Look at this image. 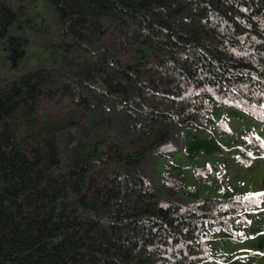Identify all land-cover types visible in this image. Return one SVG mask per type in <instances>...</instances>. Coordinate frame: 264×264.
I'll return each instance as SVG.
<instances>
[{
	"label": "trees",
	"instance_id": "16d2710c",
	"mask_svg": "<svg viewBox=\"0 0 264 264\" xmlns=\"http://www.w3.org/2000/svg\"><path fill=\"white\" fill-rule=\"evenodd\" d=\"M223 107L264 127V0H0V264L264 250V196H199L207 166L186 186L172 158L219 151ZM243 136L236 162L264 168Z\"/></svg>",
	"mask_w": 264,
	"mask_h": 264
},
{
	"label": "rangeland",
	"instance_id": "374dc122",
	"mask_svg": "<svg viewBox=\"0 0 264 264\" xmlns=\"http://www.w3.org/2000/svg\"><path fill=\"white\" fill-rule=\"evenodd\" d=\"M217 117H225L227 133L215 134L214 138L221 145V149L210 154L199 153L195 157H187L181 152L172 155L173 160L180 165L186 186H192V168L205 165L209 170V182L197 187L199 196L219 195L217 186L229 188L230 195L244 196L245 194L264 193V168L260 165H244L238 163L233 156L238 143L243 140V134L251 131L259 137H264V127L252 117L238 118L230 114L228 108H221ZM251 227L264 228V217L251 220ZM248 235H252L250 230ZM253 237L243 241H232L227 237L220 238L219 247L235 260L237 264H264V250L252 246ZM243 257V259H241Z\"/></svg>",
	"mask_w": 264,
	"mask_h": 264
},
{
	"label": "snow or ice",
	"instance_id": "6c2138e0",
	"mask_svg": "<svg viewBox=\"0 0 264 264\" xmlns=\"http://www.w3.org/2000/svg\"><path fill=\"white\" fill-rule=\"evenodd\" d=\"M248 155H249V156H251V155H252V153H251V152H249V153H248ZM254 195H262V196H264V193H259V194H254ZM248 198H249V197H245V199H248Z\"/></svg>",
	"mask_w": 264,
	"mask_h": 264
}]
</instances>
